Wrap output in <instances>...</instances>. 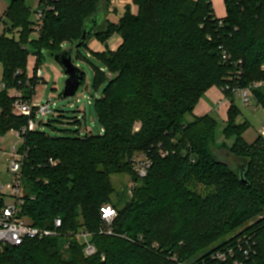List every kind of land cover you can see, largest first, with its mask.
I'll list each match as a JSON object with an SVG mask.
<instances>
[{"label":"trees","instance_id":"trees-1","mask_svg":"<svg viewBox=\"0 0 264 264\" xmlns=\"http://www.w3.org/2000/svg\"><path fill=\"white\" fill-rule=\"evenodd\" d=\"M42 2H53L58 15L48 14L38 38L31 41L29 7L19 0L6 11L12 21L7 30L17 31L20 38L6 32L0 38L6 85L0 88V137L28 125L27 117L14 112L15 98L9 95V89H18L30 100L35 90L33 84L28 91L25 81L27 44L37 50L40 65L44 50L58 52L66 44L76 45L87 21L99 11L105 19L90 40L99 38L106 46V51L92 55L104 64L103 70L95 68L94 81L95 87L105 84L104 94L95 100L103 132L51 137L39 129L28 135L31 151L24 167L23 214L38 227L50 228L56 218L63 226L60 236L5 248L0 262L264 264V137L248 143L243 137L248 124H238V107L232 104L227 109L225 131L235 135L236 142L226 148L247 162L245 185L234 167L212 151L216 127L212 115H194L210 88L228 83L244 87L261 83L253 89V101L264 109V0H225L224 18L215 15L211 0H133L136 10L127 7L118 22L107 19L109 0ZM114 34L122 38L115 51L108 47ZM223 49L241 63H223ZM239 70V78H233ZM85 79L84 74L82 85ZM136 152L153 161L142 178L132 166ZM116 174L129 175L135 183L131 201L122 209L111 197L115 191L111 176ZM192 183L214 190L194 193L189 189ZM105 205L118 211L113 235L99 233ZM259 215L263 216L233 238L209 249L213 241ZM85 230L92 233L97 249L92 256L85 254L86 245L78 237ZM246 236L255 242L248 260L238 250L226 261L212 258Z\"/></svg>","mask_w":264,"mask_h":264},{"label":"rangeland","instance_id":"rangeland-1","mask_svg":"<svg viewBox=\"0 0 264 264\" xmlns=\"http://www.w3.org/2000/svg\"><path fill=\"white\" fill-rule=\"evenodd\" d=\"M41 0H23V2L29 7L31 11V23L33 32L30 34L29 39L34 40L38 38L39 31H37V16L35 14ZM118 0H109V12L113 11L112 7ZM11 0H0V38L6 32L7 36L14 37L17 41L20 38V34L14 30L11 32L7 30L12 27V21L6 16V11L11 5ZM120 9V8H119ZM123 12L119 11L117 14H111L108 19L113 21H119ZM115 35V34H114ZM113 35V36H114ZM112 37V36H111ZM69 46L66 44L64 46ZM109 47V46H108ZM29 55V64L27 68V77L25 81L29 85L28 91L33 90V84L35 90L33 91V102L35 106L47 104L49 101H53L51 104L52 112L46 115H36L35 122L39 125V129L44 131L51 137H61L67 134L74 133H93L101 134L103 132L102 125L97 116V110L95 107L96 98H100L104 94L105 84H100L95 87V68L103 70L104 64L98 61L94 56L89 55V51L84 47L80 50H76L73 54L74 64L80 67L86 75L85 83L81 86L78 95L72 98H64L63 92L65 87V80L67 75L63 72L61 67L48 56L45 50L43 51L39 64L43 71L44 80H36L31 77L33 74L34 64L38 63L37 50L32 47L31 43L27 44ZM110 48V47H109ZM111 49V48H110ZM115 51V50H113ZM105 75L109 77L111 74L105 70ZM234 78V77H233ZM3 80V64L0 62V82ZM231 85H236L232 83ZM1 88V87H0ZM211 89V88H210ZM209 89V90H210ZM210 91L219 95L221 92L223 97L226 98L227 105L219 104L215 99H208V96H204L205 101L212 108V117L216 122L215 127V146L213 145L212 151L216 158L227 162L233 166L242 163L243 160L234 156L233 152L227 148H232L236 142L235 135L226 134V110L232 104L238 107L240 116L238 118V124L246 122L248 128L243 133L244 139L248 143H252L258 135L264 137V109L254 101H251L248 105L243 102V99L239 95H234L233 91L229 90L230 96L223 93L221 88L214 86ZM9 94H14L13 89H9ZM234 96V98H233ZM188 121L193 120L192 115L186 116ZM242 119V120H241ZM79 121V122H78ZM51 124L48 126L47 124ZM140 126L136 124V128ZM19 149L22 147V140L15 134L10 132L0 137V186L8 189V186L14 182L15 173L8 170V160L11 159V150L13 147ZM225 146V147H224ZM227 147V148H226ZM144 153L136 152L133 156V167L136 171V164L134 159L141 160ZM111 181L114 185L115 191L112 194V202L119 208H123L127 202L131 201L133 196L132 184L133 180L129 175L116 174L111 176ZM190 191L201 195H206L210 191H213V187H206L197 183H192L189 186ZM9 190V189H8ZM8 190H5L8 192ZM10 198H6V202H10ZM263 215L251 219L247 223L239 226L235 230L228 233L226 236L218 238L213 241L209 249H213L219 246L223 241L233 238L235 235L243 231L248 225L253 224L257 219Z\"/></svg>","mask_w":264,"mask_h":264},{"label":"built area","instance_id":"built-area-1","mask_svg":"<svg viewBox=\"0 0 264 264\" xmlns=\"http://www.w3.org/2000/svg\"><path fill=\"white\" fill-rule=\"evenodd\" d=\"M50 13H55L58 15L56 6L53 2H42L39 4L35 14L37 16V31H40L44 25V20L46 16ZM222 61L226 64L239 65L240 60H234L228 51L223 49L222 51ZM32 76L36 80H44L43 71L40 65L34 64ZM242 71L239 70L232 77L239 78ZM238 83V82H237ZM228 83L226 86L221 88L222 92L225 93L229 90L233 91L234 95H239L243 99V102L248 105L253 101V89L261 85V83H254L251 86H240L238 84L231 85ZM1 89H5L6 85L3 81L0 82ZM14 94L10 95L15 98L14 101V112L17 115L25 116L28 118V125L20 130H10L11 134L17 135L22 140V147L17 149L15 146L11 150V159L8 160L9 171L15 173L16 177L13 183L6 189L0 186V254H2L5 248L9 246H20L28 240H42L47 237H54L61 235V229L63 222L61 218H56L54 220L53 226L48 227H38L35 226L27 216L23 214V207L25 205L24 198V167L29 158V152L31 151L28 145V135L31 132L39 130V125L35 122L36 115H46L52 112L51 104L53 101H49L47 104H42L40 106H35L33 102V96L30 100L23 99L22 91L18 89H13ZM162 156L166 153L162 152ZM136 172L139 177H145L151 168L153 161L152 159L144 154L141 160L134 159ZM52 165H56V161L52 158L50 159ZM132 186H135L133 182ZM5 190H8L6 192ZM6 198H10V202H6ZM102 223L99 228L100 234L113 235L114 234V221L118 215V211L112 205H105L101 209ZM92 233L88 231H81L78 237L82 239L85 243V254L92 256L97 253L96 247L91 242ZM251 242L249 237H243L237 239L236 243L232 246L227 247L224 250L216 251L212 256L213 259L226 261L230 257H234L237 250L242 252L244 259L248 260L254 252L255 242ZM102 259L105 256L102 254ZM0 264H2L0 262ZM182 264V263H181ZM235 264H246L245 262L235 261Z\"/></svg>","mask_w":264,"mask_h":264},{"label":"water","instance_id":"water-1","mask_svg":"<svg viewBox=\"0 0 264 264\" xmlns=\"http://www.w3.org/2000/svg\"><path fill=\"white\" fill-rule=\"evenodd\" d=\"M12 2H17L19 0H11ZM105 19V14L101 11L91 19H89L84 28L81 39L76 43V45H69L63 50L58 52L46 51L48 56L51 57L67 75L65 80V87L63 96L64 98H72L78 95L79 90L82 86V79L84 77L83 70L74 64L73 54L76 50H80L85 47L91 37L96 33L97 28L102 24ZM242 120V119H241ZM9 170V169H8ZM235 173L238 176L242 184H249L248 179L246 178L247 172V162L241 163L237 168L235 166Z\"/></svg>","mask_w":264,"mask_h":264},{"label":"crops","instance_id":"crops-1","mask_svg":"<svg viewBox=\"0 0 264 264\" xmlns=\"http://www.w3.org/2000/svg\"><path fill=\"white\" fill-rule=\"evenodd\" d=\"M214 8V13L218 18H224L227 15V7L225 0H211ZM112 7L114 8L113 11L108 10L107 14V19L108 16L111 14H117L119 13L120 9L121 11L124 12L126 11L127 7H130L132 11L136 10V6L133 3V0H118L115 2ZM120 8V9H119ZM111 22H118V21H113L111 19H108ZM122 43V38L118 35L115 34L108 40V46L111 48V50H116L119 45ZM89 51V55H93L95 53H101L106 51V46L99 40V38H93L90 40L88 43V47L86 48ZM212 89V88H211ZM210 89V90H211ZM208 90L204 96H208V99H215L214 101L219 104H225L227 105L226 98L223 97L222 93L220 92L219 95L213 93V91ZM204 96L202 97L201 101L197 105V107L194 110V115L197 116H203L205 114H211L212 113V108L209 106L206 99H204ZM228 109V108H227ZM227 111V110H226Z\"/></svg>","mask_w":264,"mask_h":264},{"label":"flooded vegetation","instance_id":"flooded-vegetation-1","mask_svg":"<svg viewBox=\"0 0 264 264\" xmlns=\"http://www.w3.org/2000/svg\"><path fill=\"white\" fill-rule=\"evenodd\" d=\"M240 164H241V163H239V164H236L235 166L238 168V167L240 166Z\"/></svg>","mask_w":264,"mask_h":264}]
</instances>
